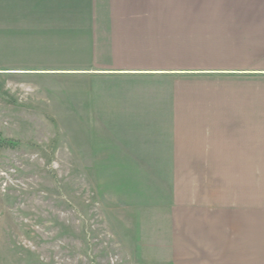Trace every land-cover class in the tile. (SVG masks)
I'll return each mask as SVG.
<instances>
[{
  "label": "rangeland",
  "instance_id": "1",
  "mask_svg": "<svg viewBox=\"0 0 264 264\" xmlns=\"http://www.w3.org/2000/svg\"><path fill=\"white\" fill-rule=\"evenodd\" d=\"M175 39L162 58L145 46L140 60L118 48L107 59L95 48L0 47V264H249L233 77L108 86L73 72L232 66L184 30Z\"/></svg>",
  "mask_w": 264,
  "mask_h": 264
},
{
  "label": "crops",
  "instance_id": "2",
  "mask_svg": "<svg viewBox=\"0 0 264 264\" xmlns=\"http://www.w3.org/2000/svg\"><path fill=\"white\" fill-rule=\"evenodd\" d=\"M178 17H183L181 23ZM179 30L185 31L192 45L216 49L214 53L226 57V62L232 59V66L127 68L119 61L73 72L91 73L108 86L137 77L172 79L199 73L233 77L239 133L234 147L240 166L236 174L250 176L249 264H264V0H0V47L25 41L42 47L95 48L103 49L107 59L110 49L118 48L140 60L139 51L148 46L152 47L148 57L161 48L162 58L163 49L178 46L172 39ZM168 106L155 105V109Z\"/></svg>",
  "mask_w": 264,
  "mask_h": 264
}]
</instances>
